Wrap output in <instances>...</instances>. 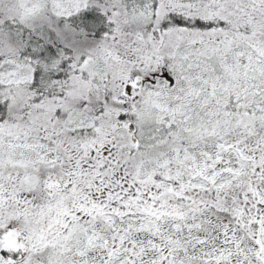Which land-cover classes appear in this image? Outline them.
Returning a JSON list of instances; mask_svg holds the SVG:
<instances>
[{"label":"snow or ice","instance_id":"6c2138e0","mask_svg":"<svg viewBox=\"0 0 264 264\" xmlns=\"http://www.w3.org/2000/svg\"><path fill=\"white\" fill-rule=\"evenodd\" d=\"M0 264H264V0H0Z\"/></svg>","mask_w":264,"mask_h":264}]
</instances>
